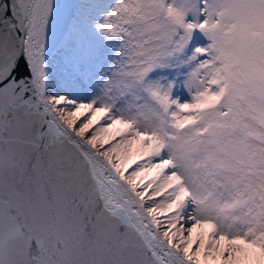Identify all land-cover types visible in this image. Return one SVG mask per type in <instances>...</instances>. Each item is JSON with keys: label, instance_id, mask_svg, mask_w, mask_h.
I'll use <instances>...</instances> for the list:
<instances>
[{"label": "snow or ice", "instance_id": "snow-or-ice-1", "mask_svg": "<svg viewBox=\"0 0 264 264\" xmlns=\"http://www.w3.org/2000/svg\"><path fill=\"white\" fill-rule=\"evenodd\" d=\"M0 264H264V0H0Z\"/></svg>", "mask_w": 264, "mask_h": 264}]
</instances>
